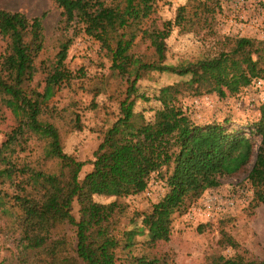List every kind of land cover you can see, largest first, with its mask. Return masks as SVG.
<instances>
[{"label": "trees", "instance_id": "1", "mask_svg": "<svg viewBox=\"0 0 264 264\" xmlns=\"http://www.w3.org/2000/svg\"><path fill=\"white\" fill-rule=\"evenodd\" d=\"M53 1L61 9V28L82 23L84 31L100 42L111 69L127 77L129 85L119 116L104 132L94 158L79 160L65 151L60 129L50 117L57 110L50 104L52 98L77 77L66 64L73 39L62 37L54 55L44 58L47 12L31 17L0 8V37L5 42L0 54V98L17 119L0 148V181L15 191L10 195L0 189V205L5 207L10 196L21 211L19 243L23 251L34 252L28 264H117L121 256L159 264L160 257L134 253L138 238L147 237L141 243L149 247L168 242L176 213L187 212L207 190L219 187L223 177L238 173L253 160L248 173L253 201L264 203V102L249 133L218 122L199 124L181 102L185 93L236 95L255 78L263 79L264 39L226 37L230 46L217 55L172 64L166 61V34L156 30L148 35L153 58L146 60L135 47L159 0ZM189 6L182 22L186 31L195 28L196 17L213 16L206 0H191ZM150 71L170 72L182 79L160 87L152 97L137 85ZM38 75L42 79L34 82ZM138 99L159 102L152 118L135 109ZM33 137L45 141L44 159L54 160L56 169L12 158L15 146L24 150ZM86 163L92 169L81 179ZM154 175L163 182L164 195L140 222L131 219L120 227L116 216L127 206L120 198L146 192ZM96 194L116 199L100 203ZM75 201L79 218L74 215ZM63 225L74 228L71 245L59 231ZM221 233V243L239 248L230 234ZM212 264H264V259L241 250L231 257L219 255Z\"/></svg>", "mask_w": 264, "mask_h": 264}, {"label": "rangeland", "instance_id": "2", "mask_svg": "<svg viewBox=\"0 0 264 264\" xmlns=\"http://www.w3.org/2000/svg\"><path fill=\"white\" fill-rule=\"evenodd\" d=\"M7 1L9 0H0V6ZM11 1H14L11 6L31 17L47 12L44 18V58L54 55L57 42L62 37L73 39L66 64L77 77L52 98L50 104L57 110L50 117L60 129L65 151L81 161H90L94 158V152L102 141L104 132L119 116L120 101L125 97L129 85L127 77L111 69V60L100 42L84 31L82 23H74L66 30L61 28V9L53 0ZM206 1L214 9L213 16L207 17L208 20H205L206 16L201 20L196 17L195 28L186 31L182 22L190 9L191 0H159L157 10L149 19L144 33L138 37L135 51L141 53L146 60L152 59L153 49L149 48L148 35L156 30H162L166 34V61L172 64L217 55L229 48L226 37L239 35L264 39V0ZM4 45L5 42L0 37V54ZM259 78H255L236 95L220 97L216 93H185L181 102L199 124L218 122L249 133L260 116V106L264 102V84H258ZM39 79H42V75H38L34 82ZM180 79L182 77L170 72L150 71L140 78L137 85L140 92H146L153 97L160 87ZM159 105L154 99L150 102L138 99L135 109L143 111L150 119ZM16 125V117L0 98V148ZM78 125L80 128H77ZM44 146V140L33 137L24 144V150H21V146H15L16 151L12 158L21 164L27 162L41 169H56L54 160L44 159ZM253 161L238 173L223 177L219 187L207 190L187 212L176 213L168 242L149 247L141 243L147 237H139L134 253L160 257L159 264H212L219 255L231 257L241 250L248 251L253 257L264 259V203L253 201V188L248 179ZM0 166H3L1 161ZM91 169L92 164L86 163L80 178L83 179ZM10 186L9 183L0 181V189L7 190L11 195L15 189ZM239 189H246L248 195L239 194ZM165 190L163 182L154 175L146 192L120 198L127 205L125 212L116 216L120 227L124 228L131 219L140 222L143 213L159 201ZM232 194L237 195L234 207L223 211L214 209L211 214L204 213L206 210L202 201L205 198L212 195L225 198ZM94 199L100 203H109L116 197L96 194ZM14 201L8 196L5 207L0 205V264H28L34 259V252L23 251V246L19 243L21 211L14 205ZM79 208L75 201L74 215L77 218L80 216ZM193 208L196 209L194 215L191 214ZM202 224L205 226L199 230L198 226ZM222 230L235 239L238 249L220 242ZM59 231L66 235L71 245L75 238L74 228L63 225ZM121 254L123 255L119 252L120 256ZM116 263L144 264L132 262L122 256Z\"/></svg>", "mask_w": 264, "mask_h": 264}, {"label": "built area", "instance_id": "3", "mask_svg": "<svg viewBox=\"0 0 264 264\" xmlns=\"http://www.w3.org/2000/svg\"><path fill=\"white\" fill-rule=\"evenodd\" d=\"M258 84L259 85L264 84V78L258 79ZM238 193L242 194V195H248V191L246 189H239ZM236 202H237V195L236 194H232V195L225 197V198L212 195V196L205 198L202 201V204L206 210L205 212L203 210V212L206 214L207 213L211 214L212 210H214V209H218L220 211L230 209L236 205ZM191 212H192L191 214L194 215L196 213V209L193 208L191 210Z\"/></svg>", "mask_w": 264, "mask_h": 264}, {"label": "crops", "instance_id": "4", "mask_svg": "<svg viewBox=\"0 0 264 264\" xmlns=\"http://www.w3.org/2000/svg\"><path fill=\"white\" fill-rule=\"evenodd\" d=\"M11 3H14V1L9 0V1H7L5 4H2V5L0 6V8L7 9V10H18L17 8L11 6V5H10Z\"/></svg>", "mask_w": 264, "mask_h": 264}]
</instances>
